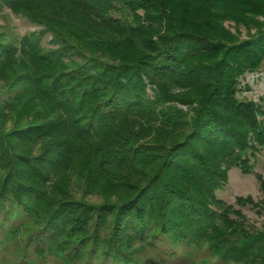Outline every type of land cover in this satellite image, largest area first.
<instances>
[{
    "label": "trees",
    "instance_id": "16d2710c",
    "mask_svg": "<svg viewBox=\"0 0 264 264\" xmlns=\"http://www.w3.org/2000/svg\"><path fill=\"white\" fill-rule=\"evenodd\" d=\"M4 5L53 45L33 33L0 39V213L14 205L38 224L36 256L76 264L102 245L128 262V244L165 237L203 248L214 264H264V228L215 198L228 169L250 172L264 149L262 106L237 96L239 77L264 65V0ZM226 22L255 33L237 40ZM70 173L83 186L102 181L113 200L73 198ZM108 217L114 234L103 239Z\"/></svg>",
    "mask_w": 264,
    "mask_h": 264
},
{
    "label": "rangeland",
    "instance_id": "374dc122",
    "mask_svg": "<svg viewBox=\"0 0 264 264\" xmlns=\"http://www.w3.org/2000/svg\"><path fill=\"white\" fill-rule=\"evenodd\" d=\"M227 30L235 36L237 40L246 39L255 33V28L248 27L242 24L235 25L233 22L225 23ZM41 27L20 15L18 12L12 11L8 6L0 8V39L6 42L19 40L22 36L31 33L39 35ZM51 33L45 32L39 35L40 44L43 47L53 46L49 41ZM7 80L0 78V92L6 87ZM8 85V84H7ZM2 96V95H1ZM237 96L243 100H253L260 103L264 111V65L256 71L245 73L239 77L237 83ZM3 99V97H1ZM185 108L184 106L182 107ZM264 120V117H263ZM9 126V125H8ZM252 170L244 173L237 166H232L227 171V182L221 190L215 192V198L221 200L228 206L241 210L249 221L259 228H264V212L259 207L264 208V190L262 189V182L264 181V149L259 150L250 159ZM153 163H157L155 160ZM141 165V164H140ZM143 167V174H151V167ZM153 166V165H152ZM147 177V176H146ZM146 177L134 174L135 181L144 182ZM69 180L66 183L67 192L73 198L83 200L92 205H99L107 200H113L114 196L110 195L108 188L102 181L97 185L95 183L89 186H83L82 180L76 173H70ZM103 192L105 194H103ZM108 194V196H107ZM238 199L251 200V203L240 205ZM12 205V210L0 213V264H14L23 259L33 258L38 264H61L62 259L52 256L50 253L44 254L40 258L36 256L33 248L34 234H30L38 224L30 223L25 213L20 209H15ZM4 218V220H2ZM2 220V221H1ZM110 217L107 218V224L100 228V236L108 239L114 234V227ZM27 226L26 232H21L24 226ZM16 228L14 229L12 227ZM7 230L14 233L13 238L3 240ZM34 233V232H33ZM30 234V235H29ZM4 235V236H3ZM29 237V239H28ZM151 237V235L149 236ZM16 238L17 240H14ZM28 239V241H27ZM6 241L7 243H4ZM149 242V243H148ZM96 246V245H95ZM94 246V247H95ZM95 252L87 255L85 261H79L76 264H214V258L208 254L203 248L188 246L186 243H177L168 241L165 237L156 240L154 238H147L146 242H131L125 249L129 253V261L114 260L111 256L102 253L104 248L102 245L96 246ZM24 248V249H23ZM26 250V254H23ZM111 252V250H110ZM169 253H173L171 256ZM24 256V257H23Z\"/></svg>",
    "mask_w": 264,
    "mask_h": 264
}]
</instances>
